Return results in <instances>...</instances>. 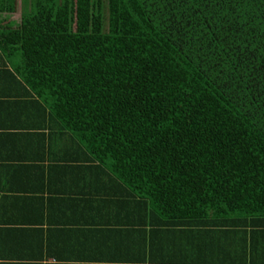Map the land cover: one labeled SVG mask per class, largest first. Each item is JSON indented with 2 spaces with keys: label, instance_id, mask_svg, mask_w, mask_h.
<instances>
[{
  "label": "trees",
  "instance_id": "1",
  "mask_svg": "<svg viewBox=\"0 0 264 264\" xmlns=\"http://www.w3.org/2000/svg\"><path fill=\"white\" fill-rule=\"evenodd\" d=\"M0 50L9 105L47 109L143 215L264 217V0H20Z\"/></svg>",
  "mask_w": 264,
  "mask_h": 264
},
{
  "label": "crops",
  "instance_id": "2",
  "mask_svg": "<svg viewBox=\"0 0 264 264\" xmlns=\"http://www.w3.org/2000/svg\"><path fill=\"white\" fill-rule=\"evenodd\" d=\"M15 1L13 13L0 12V29L18 27ZM8 59L0 50V61ZM7 93L0 69V264H264V217L244 237L235 228L208 236L159 224L88 162L82 144L60 134L47 109L14 107Z\"/></svg>",
  "mask_w": 264,
  "mask_h": 264
}]
</instances>
